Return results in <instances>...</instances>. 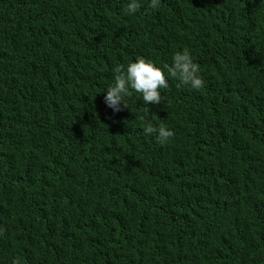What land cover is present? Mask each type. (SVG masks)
<instances>
[{
  "label": "trees",
  "instance_id": "16d2710c",
  "mask_svg": "<svg viewBox=\"0 0 264 264\" xmlns=\"http://www.w3.org/2000/svg\"><path fill=\"white\" fill-rule=\"evenodd\" d=\"M126 5L0 0V264H264V0ZM179 50L199 90L105 105Z\"/></svg>",
  "mask_w": 264,
  "mask_h": 264
},
{
  "label": "clouds",
  "instance_id": "9594fccd",
  "mask_svg": "<svg viewBox=\"0 0 264 264\" xmlns=\"http://www.w3.org/2000/svg\"><path fill=\"white\" fill-rule=\"evenodd\" d=\"M160 0H149V6L158 8ZM141 7V0H127L125 12L129 15L136 13ZM114 83L104 91V103L112 111H120L127 107L124 102L129 96L130 90L139 94L145 105L159 104L161 101V89L168 88V78H175L182 85H187L193 90H199L203 81L199 66L193 61L188 50L175 51L171 57V63L163 67L157 66L153 61L143 57L124 65H116L113 68ZM145 135L156 134L161 144L166 143L173 135V131L166 126L154 127L147 124L143 128ZM0 224V241L5 232Z\"/></svg>",
  "mask_w": 264,
  "mask_h": 264
}]
</instances>
